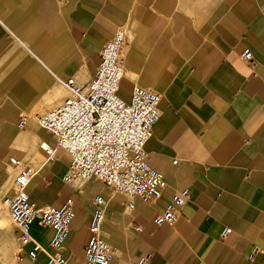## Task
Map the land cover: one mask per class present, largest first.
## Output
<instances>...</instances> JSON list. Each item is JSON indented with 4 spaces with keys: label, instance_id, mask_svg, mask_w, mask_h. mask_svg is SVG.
I'll return each instance as SVG.
<instances>
[{
    "label": "crops",
    "instance_id": "obj_1",
    "mask_svg": "<svg viewBox=\"0 0 264 264\" xmlns=\"http://www.w3.org/2000/svg\"><path fill=\"white\" fill-rule=\"evenodd\" d=\"M119 28L126 33L120 96L129 100L134 86L162 96L146 150L166 188L157 203L135 199L129 211L123 196L89 182L83 193L94 195L86 204L62 186L67 165L57 151L42 169L26 163L37 170L29 187L37 206L74 201L59 253L66 264H84L93 200L101 195L109 201L103 236L115 251L110 264L146 255V264H264V0H0V200L13 194L19 170L9 160L24 159L15 145L34 129L25 113L39 111L55 76L91 80ZM12 39L25 53H9ZM247 50L251 61L242 59ZM44 132L52 140L34 131L32 148L55 149ZM184 191L177 222L158 226L156 215ZM5 215L0 221L10 222ZM1 234L2 264H49L45 253H29L35 243L49 247L51 229L35 221L27 245L17 231Z\"/></svg>",
    "mask_w": 264,
    "mask_h": 264
},
{
    "label": "built area",
    "instance_id": "obj_2",
    "mask_svg": "<svg viewBox=\"0 0 264 264\" xmlns=\"http://www.w3.org/2000/svg\"><path fill=\"white\" fill-rule=\"evenodd\" d=\"M125 43L126 33L119 28L102 48L100 63L93 77L84 84L74 77L62 79L55 76L57 83L65 89L66 97L40 117L39 125L55 138L56 149L69 157L68 168L62 178L65 185L79 192L89 182L99 181L112 192V197L123 196L126 208L132 211L135 199L149 205L160 201L166 180L163 173L151 166L150 154L146 150L153 129L161 118L159 104L162 96L139 86L133 87L129 100L120 96L125 77ZM252 58L249 50L242 54L245 61ZM46 153L54 155L49 150ZM9 163L19 170L14 179L13 194L0 200V213L7 212L15 231L20 233L23 245L33 241L30 229L35 221L51 229L53 235L49 247L35 243L29 256L35 259L38 252H43L49 258V264H66L67 259L59 249L68 239L76 216L74 201L67 199L59 206H37L29 195L37 170L22 159L11 158ZM177 163V160L173 161L174 165ZM186 203L187 191H184L156 215L154 222L158 226L165 223L174 225ZM93 205L84 264H110L115 251L103 236L109 201L98 195ZM136 230L141 229L136 227ZM229 232V228L225 229L222 237ZM257 253L258 249H254L253 256ZM148 258L149 255L140 256L132 264H146Z\"/></svg>",
    "mask_w": 264,
    "mask_h": 264
},
{
    "label": "rangeland",
    "instance_id": "obj_3",
    "mask_svg": "<svg viewBox=\"0 0 264 264\" xmlns=\"http://www.w3.org/2000/svg\"><path fill=\"white\" fill-rule=\"evenodd\" d=\"M62 21H63V17L61 15V28H63L65 25V23H63ZM124 50H125V47H124ZM9 53L19 54V53H25V52H24L23 47L18 43V41L12 39ZM86 79L87 78L80 79V80L85 81ZM65 97H66L65 89L62 87V85H60L59 83H57L56 81H54L52 79V88L49 91V94L47 95V98L45 99L44 103L41 106H39L40 107L39 111H33V112L25 113L30 118H32L34 120V125L31 126V127H34V129H33V131L27 132V134L24 135V137H25L24 140L15 145L16 148L24 150V153L21 154V156L20 155H17V156L23 157L24 158L23 160L25 163L33 165V166L40 168V169L44 168L48 164L47 161L49 159V155H47L46 151L41 150L37 146H36L37 148L35 147V149L32 148V145H31L32 138H33V136H35V134H37V133H33V132L34 131L39 132L38 134L41 138H44L46 140H52L51 137L48 136L47 134H45V132L41 129V127L39 125V119L45 112H47L51 108L58 105ZM25 129H22V131ZM55 150L57 151L58 155L65 161L67 168H68V163H69L68 155L66 153H64L63 151L57 150L56 148H55ZM90 184L93 185L95 191H98L100 189L103 193L112 194V192L105 189L103 187L102 183L99 181H91ZM90 184L88 183L87 185H90ZM62 186L64 188L67 187L63 183H62ZM84 188L85 187H83V189ZM83 189H80L79 193L81 194L82 202L87 204L89 202V200L93 197L94 194L90 195V196H86L85 193H83ZM68 191L72 194V192L69 189H68ZM95 193H97V192H95ZM115 196H120V195H115ZM74 200L76 201L77 207L78 208L81 207L77 198H74ZM119 229H120V227H119ZM128 230H129V236L131 237L132 233H131L130 229H128ZM4 238H5V236H4ZM4 238L2 240H0V243L7 240V237L5 238V240H4ZM124 242H125V240H124ZM0 264H2L1 258H0Z\"/></svg>",
    "mask_w": 264,
    "mask_h": 264
},
{
    "label": "bare ground",
    "instance_id": "obj_4",
    "mask_svg": "<svg viewBox=\"0 0 264 264\" xmlns=\"http://www.w3.org/2000/svg\"><path fill=\"white\" fill-rule=\"evenodd\" d=\"M42 148L44 149V151H52V152H56L55 149L49 147L47 144H44V146H42ZM1 213H4L6 214L5 216H7L9 218V215L7 214V212L4 210L2 211ZM10 220V218H9ZM11 222V220H10ZM3 222V221H0V234L1 233H5V232H13L16 230V227L14 226V224L11 222Z\"/></svg>",
    "mask_w": 264,
    "mask_h": 264
}]
</instances>
